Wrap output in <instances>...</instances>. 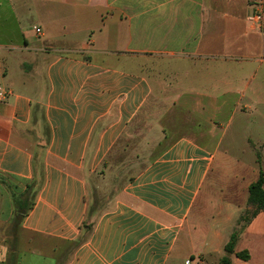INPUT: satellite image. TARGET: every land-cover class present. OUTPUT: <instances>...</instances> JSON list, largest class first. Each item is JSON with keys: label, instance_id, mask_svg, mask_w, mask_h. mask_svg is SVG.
I'll return each instance as SVG.
<instances>
[{"label": "crops", "instance_id": "obj_1", "mask_svg": "<svg viewBox=\"0 0 264 264\" xmlns=\"http://www.w3.org/2000/svg\"><path fill=\"white\" fill-rule=\"evenodd\" d=\"M150 102L204 125L182 116L116 184L109 157ZM256 129L264 0H0V264H219L264 176ZM238 232L231 264H264V211Z\"/></svg>", "mask_w": 264, "mask_h": 264}, {"label": "rangeland", "instance_id": "obj_2", "mask_svg": "<svg viewBox=\"0 0 264 264\" xmlns=\"http://www.w3.org/2000/svg\"><path fill=\"white\" fill-rule=\"evenodd\" d=\"M16 74L17 72L13 75ZM156 104L159 106L162 105L161 103ZM157 105H154L152 102L145 104L133 117L123 135L115 145L113 153L109 157V162L113 163L117 168V173L115 174L116 184H122L129 177L135 174L145 161L160 154V152L169 144L168 141H170L162 139L166 134V131L169 139H172L179 133L186 131V128L182 123V116H184L186 122L187 120L191 123L195 122L196 125L194 128L197 127V123L204 125L205 115L203 116L202 114L197 113V111L193 112L191 114L192 116L188 118L184 110H173L175 114L171 115L172 110L165 109ZM224 116L226 117L225 114ZM254 120H256V118H254ZM234 121L236 122V120ZM247 132L244 131L243 127L241 128L236 124L234 126L232 125L231 129L228 130L226 139L228 140V135L231 134L230 138H234L235 141L230 139V141H225V144L223 142L222 145H225L228 149H230L232 155L238 154L240 150L243 149V144L245 143L243 138H245L246 135H250L247 134ZM254 132L264 133V129L261 131L256 129ZM244 158L245 157L241 159ZM245 159L253 161L255 157H247ZM109 193L110 192H105L100 195L94 193L93 196H90L88 204L90 214L101 213L106 208L107 198L110 197ZM27 200L28 194L25 196L24 206L26 205ZM246 212H251V209L244 210L241 217H245ZM21 213L17 211L16 217L13 221L15 230L18 227ZM240 220L241 218L236 220L237 230L244 226V220Z\"/></svg>", "mask_w": 264, "mask_h": 264}, {"label": "trees", "instance_id": "obj_3", "mask_svg": "<svg viewBox=\"0 0 264 264\" xmlns=\"http://www.w3.org/2000/svg\"><path fill=\"white\" fill-rule=\"evenodd\" d=\"M264 176L263 172L259 171L258 178L255 182L251 183L248 187V206L251 209V212H246L245 217H241V220H244V225L247 224L250 219L256 216L259 212L264 211ZM22 215L20 216L21 219ZM240 220V221H241ZM238 230H235L229 241L224 246L225 255L220 259L219 264H231L229 255L234 252V245L237 241ZM236 257L242 261H247L249 254L246 250L236 253Z\"/></svg>", "mask_w": 264, "mask_h": 264}]
</instances>
